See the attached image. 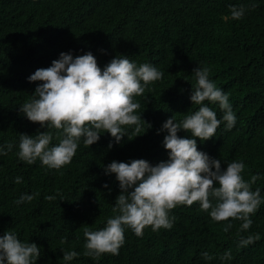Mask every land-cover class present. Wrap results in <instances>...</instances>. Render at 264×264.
Listing matches in <instances>:
<instances>
[{"label":"trees","instance_id":"1","mask_svg":"<svg viewBox=\"0 0 264 264\" xmlns=\"http://www.w3.org/2000/svg\"><path fill=\"white\" fill-rule=\"evenodd\" d=\"M229 5H243V17L232 19ZM69 51L73 56L90 51L101 69L122 54L164 75L134 97L141 105L139 133L124 126L126 136L111 148L108 133L91 146L81 141L59 170L39 160L28 165L15 155L19 134L47 129L19 112L41 83L27 77ZM196 66L209 69L236 114L231 130L221 124L214 137L196 138L197 149L220 159L222 168L242 160L243 178L259 174L251 190L259 187L264 197V0H0V145H13L0 156V235L13 230L21 241L35 242L41 248L36 264H65L62 249L80 253L68 264H264V201L247 231H239L240 221L232 218V227L223 231L226 222H213L197 202L178 209L171 229L154 232L146 226L137 236L125 228L118 255H83L85 229L104 226L120 193L115 174L105 175L103 167L113 160L154 165L167 159L161 143L166 133L158 130L169 117L178 122L198 109L189 99ZM209 107L219 119L218 106ZM51 131L55 144L58 130ZM25 193L37 195L17 205ZM49 195L56 199L46 200ZM248 234L259 239L238 247L240 236ZM205 251L211 260L202 256ZM225 251L232 259L222 262Z\"/></svg>","mask_w":264,"mask_h":264},{"label":"clouds","instance_id":"2","mask_svg":"<svg viewBox=\"0 0 264 264\" xmlns=\"http://www.w3.org/2000/svg\"><path fill=\"white\" fill-rule=\"evenodd\" d=\"M229 8L232 19L245 14L243 5H229ZM192 73L195 84L191 85L189 99L198 109L188 112L178 122L169 117L158 130V134L166 133L161 143L167 159L154 165L144 159L113 160L103 167L105 175L115 174L120 193L112 208L114 215L106 218L104 226L93 231L85 229L83 255L94 259L105 253L118 255L125 228L137 236L143 234L146 226L154 232L171 229L178 209L195 207L197 202L213 222H226L225 232L232 227V220L240 221L239 231H247L252 225L251 214L264 201L259 187L251 190L259 174L246 181L242 176L246 167L242 160H233L222 168L220 159L197 149L196 138L206 141L214 137L221 124L225 130H231L236 114L228 94L209 78L208 68L196 66ZM163 75L155 65H137L122 54L115 55L101 69L90 51L76 56L71 51L61 52L50 66L39 68L27 77L29 82L41 83L36 85L31 98L19 106V112L47 130L37 131L35 135L19 134L17 159L28 165L39 160L42 166L59 170L71 161L81 141L91 146L101 133H108L112 138L108 145L111 148L126 136L124 126H134L133 133H139L142 119L137 110L141 105L134 97L141 96ZM210 104L221 110L219 119ZM51 129L58 130L55 144L51 143L54 138ZM181 130L189 135L178 136ZM12 147L11 143L0 145V156ZM21 179L16 177L15 183ZM35 195L22 194L15 203L31 202ZM45 199L52 201L56 197L49 195ZM257 239L259 234L240 236L237 246H247ZM61 251L65 264L80 255L74 250ZM40 254L41 248L35 242L21 241L13 230L0 235V264H36ZM202 256L212 259L206 251ZM220 259L231 260V252L225 251Z\"/></svg>","mask_w":264,"mask_h":264}]
</instances>
